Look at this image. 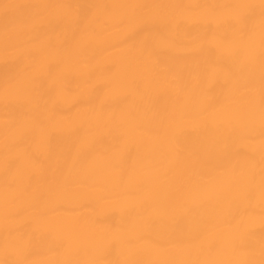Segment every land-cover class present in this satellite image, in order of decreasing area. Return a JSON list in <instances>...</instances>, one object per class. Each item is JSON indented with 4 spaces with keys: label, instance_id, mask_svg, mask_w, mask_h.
<instances>
[{
    "label": "bare ground",
    "instance_id": "6f19581e",
    "mask_svg": "<svg viewBox=\"0 0 264 264\" xmlns=\"http://www.w3.org/2000/svg\"><path fill=\"white\" fill-rule=\"evenodd\" d=\"M0 264H264V0H0Z\"/></svg>",
    "mask_w": 264,
    "mask_h": 264
}]
</instances>
